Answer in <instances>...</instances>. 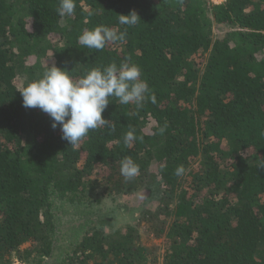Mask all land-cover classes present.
<instances>
[{
  "label": "trees",
  "instance_id": "16d2710c",
  "mask_svg": "<svg viewBox=\"0 0 264 264\" xmlns=\"http://www.w3.org/2000/svg\"><path fill=\"white\" fill-rule=\"evenodd\" d=\"M75 3L60 16L59 0H0V264L52 256L65 204L144 187L156 206L143 203L140 220L162 239L160 264H264V0ZM130 11L140 20L123 42L79 44L86 29L123 30L118 16ZM125 59L156 103L137 109L111 97L102 116L112 127L90 130L78 148L22 104L17 74L24 86L54 64L78 79ZM125 157L140 167L132 180L120 173ZM102 222L56 264H155L138 229L106 233Z\"/></svg>",
  "mask_w": 264,
  "mask_h": 264
},
{
  "label": "clouds",
  "instance_id": "9594fccd",
  "mask_svg": "<svg viewBox=\"0 0 264 264\" xmlns=\"http://www.w3.org/2000/svg\"><path fill=\"white\" fill-rule=\"evenodd\" d=\"M76 8L75 0H59L57 13L60 16H71ZM91 14V13H89ZM140 17L135 11L119 14L118 23L126 26L123 30L96 26L84 30L78 37L83 48L102 50L108 42H123L127 37V27L135 26ZM25 108H39L51 119L53 129L59 126L62 139L74 149L90 130L101 127H112L110 120L102 113L107 108L110 98L114 97L122 105L134 104L137 109L144 103H156L155 94L146 80L141 78V68L125 59L119 66L112 62L103 68H92L78 79H73L66 71L56 65H51L37 79H34L18 89ZM167 127L158 128L162 134ZM135 139L134 133H126L125 143ZM161 164V168L166 167ZM257 167L264 168V160ZM120 173L125 180H132L140 174L139 165L131 158L125 157L120 162ZM185 173L183 165L175 169L176 176Z\"/></svg>",
  "mask_w": 264,
  "mask_h": 264
},
{
  "label": "rangeland",
  "instance_id": "374dc122",
  "mask_svg": "<svg viewBox=\"0 0 264 264\" xmlns=\"http://www.w3.org/2000/svg\"><path fill=\"white\" fill-rule=\"evenodd\" d=\"M18 87H22L24 77L17 74L16 77ZM95 172L101 174V169H96ZM92 172L89 178H93ZM99 192L94 195L99 198ZM148 190L142 188L139 191L123 193L118 195L106 196L100 198V203L86 201V198L81 200V203L65 204L62 208H58L56 218L57 230L55 236V245L53 255L45 258L39 264H56L64 256L65 251H70L79 243L84 233L93 225L99 226V221H103L101 225L106 233L119 229L124 231L130 225L135 227L139 233L141 245L147 247L150 258H154L155 264H160L161 252L164 251L162 239L156 238L154 234L147 229L146 220H140L142 204H147L149 210H154L156 206L155 198L146 201ZM54 206L59 204V200L52 197ZM146 206V205H145ZM113 209V212H108ZM105 219V221H104ZM22 260H15L14 264H34Z\"/></svg>",
  "mask_w": 264,
  "mask_h": 264
},
{
  "label": "built area",
  "instance_id": "2783aa9c",
  "mask_svg": "<svg viewBox=\"0 0 264 264\" xmlns=\"http://www.w3.org/2000/svg\"><path fill=\"white\" fill-rule=\"evenodd\" d=\"M226 0H211L212 3L214 4H221L223 2H225Z\"/></svg>",
  "mask_w": 264,
  "mask_h": 264
}]
</instances>
